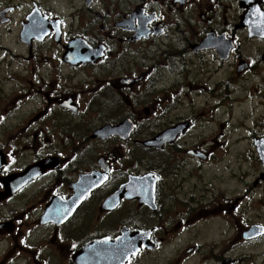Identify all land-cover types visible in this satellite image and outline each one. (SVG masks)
<instances>
[{"label": "flooded vegetation", "instance_id": "1", "mask_svg": "<svg viewBox=\"0 0 264 264\" xmlns=\"http://www.w3.org/2000/svg\"><path fill=\"white\" fill-rule=\"evenodd\" d=\"M96 4L0 0V264H264V0Z\"/></svg>", "mask_w": 264, "mask_h": 264}, {"label": "rangeland", "instance_id": "2", "mask_svg": "<svg viewBox=\"0 0 264 264\" xmlns=\"http://www.w3.org/2000/svg\"><path fill=\"white\" fill-rule=\"evenodd\" d=\"M6 1H8V0H6ZM12 1L13 2H16L17 0H12ZM82 1L83 2L78 3V0H73V3L76 5V8L74 9L75 11L83 12V10H82L83 5H84V8L85 9H87L88 6H91V5H89L90 4V0H86V1L85 0H82ZM100 1L103 2V4H100V5H104L106 3L107 6H109L110 4L112 5V3L115 2V0H97V2H100ZM141 1H144L145 2V0H119L118 3L113 4L114 6H112V8L109 6L110 8L107 9L106 14H108V16L110 18H112V17L119 18L120 15H121V13H127V12L133 11L135 9L134 5L135 4H138ZM60 5H63V2H60ZM100 5H98V4L95 5L96 8H97V11L96 12H102V10L99 9V8H101ZM92 6L94 7V5H92ZM82 14H79V15L82 16ZM134 14L135 15H138V16L139 15L141 16V12L140 13L134 12ZM99 22H100V19H96L95 28H98V25L97 24ZM103 22H105V20H103ZM226 67L227 66H225V68ZM260 68H261V66H260ZM260 72H261V69H260ZM245 103H246V112H248L249 110H253L254 113H258L262 109V107H258V106H260L259 105L260 101L257 98H247L246 97V102ZM254 108H256V109H254ZM263 111H264V101H263ZM247 150H248V148H246V151ZM251 164H252V162H250V160L247 159V157H246V170L249 169L248 167H250V166H252V168H250L249 170H252L253 169V165H251ZM251 181L252 180H250V182ZM249 187H251V185H249ZM256 208L257 209H264V206H256Z\"/></svg>", "mask_w": 264, "mask_h": 264}, {"label": "water", "instance_id": "3", "mask_svg": "<svg viewBox=\"0 0 264 264\" xmlns=\"http://www.w3.org/2000/svg\"><path fill=\"white\" fill-rule=\"evenodd\" d=\"M255 6V5H254ZM254 6H250L249 8H250V11H251V13L252 12H254L255 13V15H254V17L255 18H253L252 20H251V22L249 21L248 22V26L250 27V28H252V29H254L253 30V32L255 33V34H257V32H259L260 34H261V36H264V11L263 12H261V11H259V10H257L258 9V6L256 7L255 6V8H254ZM257 13H256V12ZM250 13V14H251ZM253 34V33H252ZM254 35V34H253ZM252 35V36H253ZM264 139V138H263ZM262 153H264V152H262ZM262 155V154H261ZM131 242V241H130ZM123 243H125L124 241H123ZM123 249V248H122ZM92 250V249H91ZM94 250V249H93ZM133 250V247H132V244L128 247V248H124V252H131ZM82 252H83V250H82ZM82 252L80 253V255H82ZM79 255V256H80ZM126 255V254H125Z\"/></svg>", "mask_w": 264, "mask_h": 264}]
</instances>
